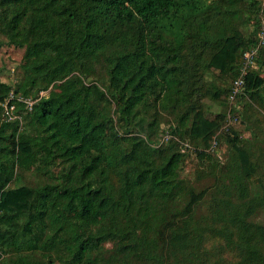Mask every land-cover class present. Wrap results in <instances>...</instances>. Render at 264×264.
Masks as SVG:
<instances>
[{"label":"trees","instance_id":"trees-1","mask_svg":"<svg viewBox=\"0 0 264 264\" xmlns=\"http://www.w3.org/2000/svg\"><path fill=\"white\" fill-rule=\"evenodd\" d=\"M0 46L21 51L0 79V264H264V159L230 123L245 97L264 110V2L0 0ZM223 125L211 183L183 178L179 141L211 160Z\"/></svg>","mask_w":264,"mask_h":264},{"label":"rangeland","instance_id":"rangeland-1","mask_svg":"<svg viewBox=\"0 0 264 264\" xmlns=\"http://www.w3.org/2000/svg\"><path fill=\"white\" fill-rule=\"evenodd\" d=\"M261 1L264 2V0ZM240 28L247 32V30L251 29V26L247 28L240 26ZM20 61L21 51L6 46H0V79L9 84H14L20 75ZM261 69L264 68L262 67ZM51 90L53 91L52 88ZM46 93L47 92H44L43 94ZM203 102L206 107V114L210 117L222 111V106L217 102L210 99H204ZM237 108L240 117L236 120L232 119L230 121L231 125L238 130L237 132L240 134V137L252 140L253 148L257 154L256 156L259 159H264V110L260 105L255 101L250 100L248 97L243 98L241 102L238 103ZM241 121L242 123H240ZM246 124L249 125V129L245 128ZM170 125L171 121L167 117L161 119L159 143L167 142L171 137V134L167 133ZM221 131L220 134L222 136H220V140L212 144L209 149L210 154L213 157L211 160H208L207 158H198L194 148L190 146L189 143L187 144L185 141H179L182 148L181 150L184 153L183 162L181 164L183 178H189L194 182L201 179L199 185L203 186L211 183L212 177L209 175V171L211 169L216 170L218 164L224 165L228 152L230 151L226 140L227 135H225L228 132L225 131L224 125ZM255 134L257 136H254ZM230 136L232 137V135ZM198 176H200V179ZM258 179H260V174L255 176L256 182ZM253 219L256 222L264 224V209L259 210Z\"/></svg>","mask_w":264,"mask_h":264},{"label":"built area","instance_id":"built-area-1","mask_svg":"<svg viewBox=\"0 0 264 264\" xmlns=\"http://www.w3.org/2000/svg\"><path fill=\"white\" fill-rule=\"evenodd\" d=\"M243 85V79L239 78L234 81L233 91H232V98L235 94H238L241 90V87Z\"/></svg>","mask_w":264,"mask_h":264}]
</instances>
